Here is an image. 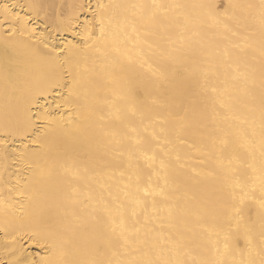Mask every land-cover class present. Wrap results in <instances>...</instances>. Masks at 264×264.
<instances>
[{
    "label": "bare ground",
    "instance_id": "bare-ground-1",
    "mask_svg": "<svg viewBox=\"0 0 264 264\" xmlns=\"http://www.w3.org/2000/svg\"><path fill=\"white\" fill-rule=\"evenodd\" d=\"M0 264H264V0H0Z\"/></svg>",
    "mask_w": 264,
    "mask_h": 264
}]
</instances>
